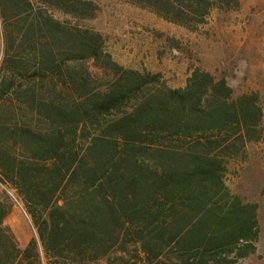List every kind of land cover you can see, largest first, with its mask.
Here are the masks:
<instances>
[{"label":"trees","instance_id":"16d2710c","mask_svg":"<svg viewBox=\"0 0 264 264\" xmlns=\"http://www.w3.org/2000/svg\"><path fill=\"white\" fill-rule=\"evenodd\" d=\"M129 1L184 27L240 5ZM98 11L85 0H0V181L35 231L21 249L0 201V264H128L131 248L141 264L254 256L257 206L232 194L224 174L264 142L258 96L236 97L201 70L169 89L161 75L116 63L102 35L54 16Z\"/></svg>","mask_w":264,"mask_h":264},{"label":"rangeland","instance_id":"374dc122","mask_svg":"<svg viewBox=\"0 0 264 264\" xmlns=\"http://www.w3.org/2000/svg\"><path fill=\"white\" fill-rule=\"evenodd\" d=\"M85 1L97 5L95 18L80 20L54 13L55 18L102 35L106 52L122 67L161 75L172 90L184 89L192 73L201 70L226 80L236 97L258 96L264 111V0H240L236 10L216 8L204 24L189 27L170 23L129 0ZM224 182L244 203L257 206V253L238 264H264V142L249 144L240 158L228 162ZM0 201L11 207L5 226L25 249L35 231L22 199L0 181ZM130 252L127 263L141 264L132 248Z\"/></svg>","mask_w":264,"mask_h":264},{"label":"built area","instance_id":"2783aa9c","mask_svg":"<svg viewBox=\"0 0 264 264\" xmlns=\"http://www.w3.org/2000/svg\"><path fill=\"white\" fill-rule=\"evenodd\" d=\"M9 195H11L13 197V195L11 194V192H9ZM14 198V197H13Z\"/></svg>","mask_w":264,"mask_h":264}]
</instances>
